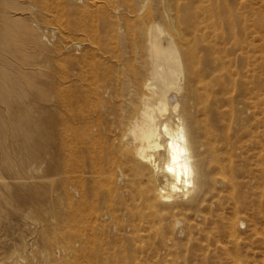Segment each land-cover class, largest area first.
<instances>
[{
	"label": "rangeland",
	"instance_id": "obj_1",
	"mask_svg": "<svg viewBox=\"0 0 264 264\" xmlns=\"http://www.w3.org/2000/svg\"><path fill=\"white\" fill-rule=\"evenodd\" d=\"M92 1L49 0L48 9L26 16L30 28L9 37L4 33L3 56L12 58L13 70L5 68L4 59L0 68L16 83V91L8 106L0 103V264H231L216 250L218 240L229 241L226 220L216 217L212 225L204 219L211 209L219 216L230 215L229 209L213 203L227 197L229 187L217 183L221 175L211 156H205L210 186L199 206L202 218L195 211L164 218L153 213L136 192L148 186V172L138 177L127 171L119 179L110 157L86 154L80 171L66 173L59 100L66 59L81 55L70 45L88 43L87 35L96 30L120 54L140 39V24L187 6L198 11L202 2ZM244 1L242 9L241 0H212L208 6L226 57L222 78H210L211 98L220 119V144L227 147L225 163L233 168L232 178L227 177L245 200L257 202L264 190L258 184L264 168V0ZM225 4L231 15L219 11ZM202 14L212 13L206 9ZM90 15L96 20L89 21ZM117 16L128 20V26L123 23L125 33L116 27ZM81 21L86 34L77 28ZM107 65L113 76L120 74L116 60H107ZM136 66L132 62L127 69ZM0 86L8 90L2 82ZM21 91L25 96L19 98ZM116 193L125 201L120 207ZM177 218L181 224L175 227ZM162 227L165 239L156 236ZM240 229L245 231L247 225ZM81 244L87 251H74L73 246ZM254 257L262 259L260 249Z\"/></svg>",
	"mask_w": 264,
	"mask_h": 264
},
{
	"label": "bare ground",
	"instance_id": "obj_2",
	"mask_svg": "<svg viewBox=\"0 0 264 264\" xmlns=\"http://www.w3.org/2000/svg\"><path fill=\"white\" fill-rule=\"evenodd\" d=\"M201 1L200 11L193 12L187 6L176 14H165L148 23L142 21L145 24H140L144 26L140 39L126 52L116 54L96 30L87 35L88 43L70 45L81 55L67 57L62 77L59 104L63 111L65 170L67 174L80 171L86 154H98L100 159L110 157L119 179L127 171L138 177L148 172V186L136 192L153 213L164 218L195 211L202 218L199 206L206 201L210 186L205 158L209 155L221 175L217 183L229 187L227 197L213 203L219 209H229L230 215L219 216L211 209L209 217L203 216L212 225L216 217L226 220L224 230L229 241L218 240L216 250L231 264H264V190L257 202L245 200L231 179L233 168L225 163L227 147L220 144L216 131L220 119L211 98L214 85L210 78H222L226 57L221 55L218 29L209 21L214 14L208 8L212 0ZM48 2L0 0V60L4 59L6 69L13 70L12 58L3 56L5 40L18 29L30 28L26 16L48 9ZM245 5L241 0L240 8ZM206 9L212 14H202ZM219 11L230 14L227 4ZM88 17L89 21L96 20L94 15ZM123 23L128 26L124 16L116 24L121 31ZM76 25L81 32H88L85 22ZM110 59L116 60L119 75H112L107 65ZM132 62L137 66L127 69ZM0 82L8 87L2 91L0 86V103L8 106L16 83L2 68ZM17 96L22 98L25 92ZM195 106H199L197 113L193 111ZM258 182L264 185V168ZM129 194L134 196L133 192ZM116 197L119 207L125 204L121 193ZM180 224L177 218L174 226ZM244 224L247 229L241 231ZM164 227L156 231L157 237L165 239ZM73 249L77 253L87 251L83 245H74ZM255 249L261 250L262 259L256 260Z\"/></svg>",
	"mask_w": 264,
	"mask_h": 264
},
{
	"label": "snow or ice",
	"instance_id": "obj_3",
	"mask_svg": "<svg viewBox=\"0 0 264 264\" xmlns=\"http://www.w3.org/2000/svg\"><path fill=\"white\" fill-rule=\"evenodd\" d=\"M171 171V169H169Z\"/></svg>",
	"mask_w": 264,
	"mask_h": 264
}]
</instances>
